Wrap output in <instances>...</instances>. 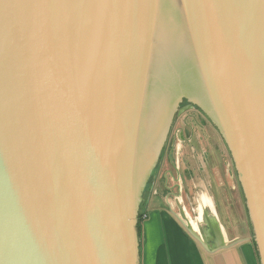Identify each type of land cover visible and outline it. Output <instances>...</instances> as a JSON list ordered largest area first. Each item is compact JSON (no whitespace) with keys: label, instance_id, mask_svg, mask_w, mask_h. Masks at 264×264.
<instances>
[{"label":"water","instance_id":"1","mask_svg":"<svg viewBox=\"0 0 264 264\" xmlns=\"http://www.w3.org/2000/svg\"><path fill=\"white\" fill-rule=\"evenodd\" d=\"M182 95L222 137L264 264V0H0V264H139L141 194ZM174 202L224 246L213 208L190 216L180 187Z\"/></svg>","mask_w":264,"mask_h":264},{"label":"crops","instance_id":"2","mask_svg":"<svg viewBox=\"0 0 264 264\" xmlns=\"http://www.w3.org/2000/svg\"><path fill=\"white\" fill-rule=\"evenodd\" d=\"M197 144L190 145L183 159L188 189L184 205L189 215L191 209L213 208L224 228L225 244L206 250L166 207L175 206L174 199L163 202L155 196L141 222L139 264H260L239 191L236 198V186L228 178L233 174L229 161L208 140L205 145Z\"/></svg>","mask_w":264,"mask_h":264},{"label":"rangeland","instance_id":"3","mask_svg":"<svg viewBox=\"0 0 264 264\" xmlns=\"http://www.w3.org/2000/svg\"><path fill=\"white\" fill-rule=\"evenodd\" d=\"M180 100L181 101L177 102L178 107L175 110L174 120L170 126L169 132H167V134L165 135V139L163 140V143L161 144V147L159 149V153L157 155L155 164L150 171V174L147 178V181L145 182V185H144V188H143V191L141 194L142 200H140V202H139V208H138V211L136 214V218H138L139 215L144 218L145 213H146V206L149 203V200L153 201L155 196L159 197V196L164 195V190L162 189L163 180L166 177L169 180L171 175H173V171H174V169L172 167L173 159H175V163H176V154L173 150L175 148L176 142L178 143L177 138H175L174 132L176 131V129L182 128L181 122H180L181 118L177 119V117H175L176 113L178 112L179 109H182L180 111L181 115L194 114L195 112L192 110V108H190L191 109L190 110L186 106H189V107L193 106V108H198L194 103H192V101H189L188 98L183 96V95L180 97ZM185 110L187 112H185ZM188 122L191 123V126L193 127V131L195 133L192 141H188L189 146L190 145L195 146V144H197V143H198L197 144L198 146L205 145L206 141L208 140L212 147L214 146V147H218L219 149H221L226 156V160L229 161V154L227 153L226 148L224 146V143L222 142V137L219 133H217L216 130L213 131V130L209 129V134H207L206 132L199 130V128H198L199 125L196 122L193 123L192 120L191 121L189 120ZM197 122H199L200 125L204 124L202 122V120H200L199 118H197ZM186 128H187V126H186ZM184 133H185V136L187 137L188 133H189V128L185 129ZM210 134H212V135H210ZM210 138L213 139L214 144L211 142V140H209ZM183 143L184 142H182V144ZM171 147L173 150L171 149ZM181 148L182 147H180L179 158L184 159V156H185V153L187 152V150H184L183 154H181ZM181 159L178 160L179 163H180ZM171 161H172V163H171ZM229 171H230V169H229ZM170 172H171V175H170ZM228 178H229L230 183L232 185H236L234 175L232 176V174H230ZM177 182L180 183L178 180H177ZM168 184H169V182H168ZM235 189H236V190H234L236 192L235 197L238 198V195H237L238 189H237V187H235ZM167 206L168 205H166V207ZM173 210L176 211V208H174V206H173ZM137 236H138V232H137Z\"/></svg>","mask_w":264,"mask_h":264},{"label":"flooded vegetation","instance_id":"4","mask_svg":"<svg viewBox=\"0 0 264 264\" xmlns=\"http://www.w3.org/2000/svg\"><path fill=\"white\" fill-rule=\"evenodd\" d=\"M192 103H194L198 108H193V106L191 107H189V106H186L187 108H192V110L195 112L194 114H188V115H181L180 114V111L182 110V109H179L178 110V112L176 113V115H175V117H177V119H179V118H181V126H182V130H183V137H184V140L182 141V142H184L183 144H182V142L180 143V147H182L181 148V154H183V151L184 150H190V146H189V144H188V141H192V139H193V137H194V135H195V133H194V131H193V127L191 126V123H189L188 121L190 120H192L193 121V123H197L198 125H199V130L201 131H204V132H206L207 134H209V129H211V130H213V131H217V133H219L218 132V130H217V128L212 124V122H211V120L209 119V117H208V115L206 114V112L201 108V106L198 104V103H195L194 101H192ZM185 107V108H186ZM191 110V109H190ZM185 112H187L186 110H185ZM180 114V115H179ZM197 118H199L200 120H202V122L205 124H203V125H200L199 124V122H197ZM186 126H187V128H189V133H188V136L186 137L185 136V133H184V130L185 129H187L186 128ZM207 127V128H206ZM198 134V133H197ZM211 137V136H210ZM176 138V137H175ZM212 139V138H211ZM211 139H209V140H211ZM213 140V139H212ZM212 142V141H211ZM176 145H177V142H176V144H175V148H174V150L172 149V147H171V149L175 152V154H176V157H178V160H180L181 158H179V155H180V153L178 152H176ZM188 145V146H187ZM211 146V145H210ZM184 147V148H183ZM213 148V147H212ZM183 149V150H182ZM227 151V150H226ZM171 163H172V161H171ZM185 160H184V162H183V159H181V161H180V163L178 162V169H179V172H180V177H181V182L180 183H178L177 182V176H176V163H175V159H173V164H172V167H173V169H174V171H173V175H171V172H170V175H171V177L169 178V180L167 179V177L166 178H164V180H163V183H162V189L164 190V195H162V196H159V198H160V200L161 201H165L166 202V199H168V198H172V199H174V196H176V194H178V188L180 187L181 188V195H182V198H183V200H185V197L187 196V187H186V185H185V177L187 176V173H186V171H185V169H184V167H185ZM183 170H182V169ZM168 182H169V184H168ZM189 194V193H188ZM174 202V201H173ZM174 204H175V202H174ZM168 207V206H167ZM173 207V206H172ZM169 208V207H168ZM174 208H176V204H175V206H174ZM176 211H177V208H176Z\"/></svg>","mask_w":264,"mask_h":264},{"label":"trees","instance_id":"5","mask_svg":"<svg viewBox=\"0 0 264 264\" xmlns=\"http://www.w3.org/2000/svg\"><path fill=\"white\" fill-rule=\"evenodd\" d=\"M143 217L142 216H138V218H137V232H138V236H139V231H140V227H141V222L143 221ZM253 243H254V241H253ZM254 245H255V243H254Z\"/></svg>","mask_w":264,"mask_h":264}]
</instances>
